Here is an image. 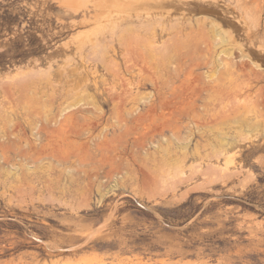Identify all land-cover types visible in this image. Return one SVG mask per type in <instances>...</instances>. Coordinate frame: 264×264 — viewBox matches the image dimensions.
Masks as SVG:
<instances>
[{
  "label": "rangeland",
  "instance_id": "rangeland-1",
  "mask_svg": "<svg viewBox=\"0 0 264 264\" xmlns=\"http://www.w3.org/2000/svg\"><path fill=\"white\" fill-rule=\"evenodd\" d=\"M0 264H264V0H0Z\"/></svg>",
  "mask_w": 264,
  "mask_h": 264
},
{
  "label": "bare ground",
  "instance_id": "bare-ground-1",
  "mask_svg": "<svg viewBox=\"0 0 264 264\" xmlns=\"http://www.w3.org/2000/svg\"><path fill=\"white\" fill-rule=\"evenodd\" d=\"M127 69L128 70H131V69H133V66H127ZM9 78V77H8ZM125 80V79H124ZM123 80V78H122V81H124ZM125 85H127L128 87H129V83L126 81L125 83H124ZM123 84V85H124ZM124 85V89H123V92H122V98H121V102L124 100V99H126V98H129V93H130V91L126 88V86ZM130 89V88H129ZM131 94V93H130ZM131 96V95H130ZM133 96V95H132ZM182 115H184V114H182ZM242 118H238V119H235V123H237V124H241V126H242V121L243 120H241ZM223 144V143H222ZM208 174V173H207ZM219 175V174H218ZM217 176V175H216ZM209 177V176H208ZM210 177H212V176H210ZM221 177V176H220ZM219 178V177H218ZM211 179V178H210ZM213 179V178H212ZM215 180V179H214ZM220 180V179H219ZM209 181V180H208ZM212 181V180H211ZM210 182V181H209ZM212 183V182H211ZM95 231V230H94ZM97 231V230H96ZM93 236V235H92ZM90 238V237H89ZM87 241H89L88 239H87ZM84 244V243H83ZM76 248V247H75ZM75 248H73V249H75ZM81 248V247H80ZM76 250V249H75Z\"/></svg>",
  "mask_w": 264,
  "mask_h": 264
}]
</instances>
